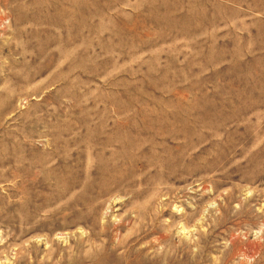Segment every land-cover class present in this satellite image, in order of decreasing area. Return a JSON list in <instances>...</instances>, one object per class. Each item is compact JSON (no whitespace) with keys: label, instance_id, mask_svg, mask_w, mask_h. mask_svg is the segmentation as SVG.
Masks as SVG:
<instances>
[{"label":"rangeland","instance_id":"1","mask_svg":"<svg viewBox=\"0 0 264 264\" xmlns=\"http://www.w3.org/2000/svg\"><path fill=\"white\" fill-rule=\"evenodd\" d=\"M0 264H264V0H0Z\"/></svg>","mask_w":264,"mask_h":264}]
</instances>
